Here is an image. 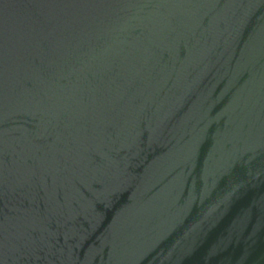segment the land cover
Here are the masks:
<instances>
[{
  "label": "water",
  "instance_id": "obj_1",
  "mask_svg": "<svg viewBox=\"0 0 264 264\" xmlns=\"http://www.w3.org/2000/svg\"><path fill=\"white\" fill-rule=\"evenodd\" d=\"M0 264H264V0H0Z\"/></svg>",
  "mask_w": 264,
  "mask_h": 264
}]
</instances>
